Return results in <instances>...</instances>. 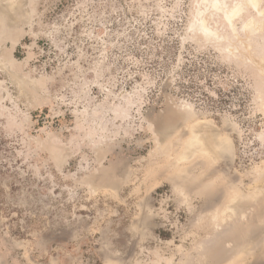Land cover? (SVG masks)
I'll return each instance as SVG.
<instances>
[{
    "label": "rangeland",
    "instance_id": "1",
    "mask_svg": "<svg viewBox=\"0 0 264 264\" xmlns=\"http://www.w3.org/2000/svg\"><path fill=\"white\" fill-rule=\"evenodd\" d=\"M0 264H264V0H0Z\"/></svg>",
    "mask_w": 264,
    "mask_h": 264
}]
</instances>
